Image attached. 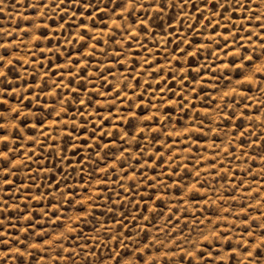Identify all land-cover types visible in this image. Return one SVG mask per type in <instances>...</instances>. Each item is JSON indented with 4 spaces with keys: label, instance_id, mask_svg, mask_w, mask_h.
I'll use <instances>...</instances> for the list:
<instances>
[{
    "label": "rangeland",
    "instance_id": "rangeland-1",
    "mask_svg": "<svg viewBox=\"0 0 264 264\" xmlns=\"http://www.w3.org/2000/svg\"><path fill=\"white\" fill-rule=\"evenodd\" d=\"M262 70L264 0H0V264H264Z\"/></svg>",
    "mask_w": 264,
    "mask_h": 264
},
{
    "label": "snow or ice",
    "instance_id": "snow-or-ice-1",
    "mask_svg": "<svg viewBox=\"0 0 264 264\" xmlns=\"http://www.w3.org/2000/svg\"><path fill=\"white\" fill-rule=\"evenodd\" d=\"M179 2H180V4H181V6H184V5H186L187 3H189V2H191V0H179ZM248 2L250 3L251 2V0H248ZM61 3H63V0H61ZM175 5H173V7H174ZM164 7H165V5L164 4H161V11H163L164 10ZM135 9H133V11H134ZM81 39H84V37L82 36L81 37ZM251 57H249V60L251 61ZM262 72H264V70H262ZM5 74L3 73V72H0V76H4ZM261 78L262 79H264V75H262L261 76ZM82 103V102H81ZM7 182V181H6ZM0 235H4V233H2V232H0ZM0 243H3V241H0ZM17 251H19V249H17ZM259 251H260V249H258V251H257V254H256V256L255 257H253V254H252V252H247V255L249 256V257H253V259H256V260H259L260 259V255H259ZM4 264H7V261L5 260L4 261ZM117 264H120V261L119 260H117ZM250 264H251V262H250Z\"/></svg>",
    "mask_w": 264,
    "mask_h": 264
}]
</instances>
